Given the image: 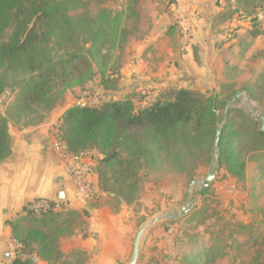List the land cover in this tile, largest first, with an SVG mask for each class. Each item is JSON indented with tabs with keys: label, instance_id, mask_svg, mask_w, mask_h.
<instances>
[{
	"label": "trees",
	"instance_id": "16d2710c",
	"mask_svg": "<svg viewBox=\"0 0 264 264\" xmlns=\"http://www.w3.org/2000/svg\"><path fill=\"white\" fill-rule=\"evenodd\" d=\"M263 1L234 0V10L257 25L256 14ZM81 2L0 0V72L4 71L0 76V92L8 71L24 76L6 110L7 115L19 119L34 103H44L51 109L57 103L56 96L62 97L61 92L82 87L94 77H99L103 90L116 85L114 75L128 40V28L124 25L126 14L123 10L100 7L92 15ZM138 2L130 0L129 8L136 9ZM10 27L11 33L4 37ZM258 31L254 29L252 35ZM193 60H199L196 49ZM54 87L58 89L55 93L51 92ZM234 92L235 89L219 98L217 94L206 95L198 88L178 87L171 90L168 99L155 98L140 106H135L128 96L109 99L100 106L73 104L58 119L61 138L71 153L85 149L98 152L101 157L95 171L99 189L130 202L138 190V171L144 164H154L164 155L173 165H183L195 149L211 155L214 134L222 121L216 111L221 112L224 102ZM228 110L229 114L232 110ZM239 112L243 116L239 127L247 122L256 127L252 131L251 154L244 160L242 150L232 145V139L240 133L231 129L232 122L226 114L215 170L224 167L232 177L242 181L247 161L257 160L264 151V132L245 112ZM1 122L0 161L10 152L6 119L2 118ZM206 191L203 188L200 193ZM62 209L65 210L37 216L26 213L8 222L13 238L22 245V252L33 254L47 264H58V258L64 255L58 247V238L65 228L71 232L74 218L86 215L84 210L67 206ZM200 236L199 233L189 236L188 243L195 252L185 253L181 264H210L206 258L218 250L217 245L201 242ZM74 252L83 254L81 250Z\"/></svg>",
	"mask_w": 264,
	"mask_h": 264
},
{
	"label": "rangeland",
	"instance_id": "374dc122",
	"mask_svg": "<svg viewBox=\"0 0 264 264\" xmlns=\"http://www.w3.org/2000/svg\"><path fill=\"white\" fill-rule=\"evenodd\" d=\"M81 4L88 8L92 15H95L100 7L123 10L126 14L124 25L128 28L127 43L132 38H141L147 34L153 24L152 16L149 13L150 9L153 8L160 13L171 5L177 8L176 0H139L135 4L136 9L133 8L134 10L129 8L130 0H82ZM230 6L231 3L226 0L224 9L212 17L213 28H216V33L222 36H226L229 32L226 28V21L236 13ZM233 6L236 7L235 3ZM261 10H264V1ZM175 11L174 9L171 13ZM193 13V15L185 16L191 17L183 27L178 17L171 21L178 28L182 44H190L192 51L197 50V46L193 43L194 36L192 33L190 34L189 21L198 19L196 13ZM237 15L242 16L243 14L237 12ZM163 23H160V26L166 28ZM11 31L12 27L8 28L4 37H7ZM173 32L168 35L172 36ZM173 43V40L170 39L168 52L165 50L159 52L162 64L168 61L175 65L179 60L178 55L183 54L184 51L181 50V47L177 53ZM182 44L180 46H183ZM226 57L227 52L222 51L221 65L218 64V69L212 71L211 79H208L204 84L207 85L205 88L204 85L199 87L194 82V86H190L189 82L184 83L182 72L176 64L174 66L176 76L174 78L176 79L172 81L173 83H168L167 86L160 84L161 87H157L158 91L154 97L151 95L153 92L151 85L138 91L132 90L126 96L136 101L135 106H140L155 98L168 99L171 90L178 87L198 88L206 95L217 94L219 98H224L234 89L235 91L240 90L247 98L237 100L229 108L232 111L227 113V117L232 122L231 129L240 133L232 139V145L242 150V157L247 160L253 145L252 131L256 127L249 122L239 127L243 119L239 111L245 112L241 106L243 107L247 102L257 113L264 112V52L251 54L244 60V63L239 62L236 66L227 65ZM123 59L124 53L118 60L119 68L122 66ZM3 73L4 71H1L0 76ZM161 76L163 78L164 73ZM5 77V86L0 92V126L1 120L4 118L6 119L5 128L8 123H12L14 126L36 125L44 121L53 108L65 101L67 103L64 104L94 106H100L107 101V98L103 96L106 90H103L102 93L97 91V84L100 83L99 77H94L92 81L82 87L77 86L63 92L59 91L62 97L56 96L57 103L51 109L44 103H34L30 105L29 111H24L18 119L17 116L7 115L6 110L15 98V93L19 91V84L24 76L20 72L8 71ZM118 77L119 70L114 75V79L117 80L116 85L108 90L119 91ZM162 78L159 80H164ZM56 90L58 91L54 87L51 92L55 93ZM120 95L116 99L122 98ZM148 95H150L148 100H143ZM138 101L140 102L138 103ZM217 114L222 117V111H218ZM85 150L91 153L93 158L99 156V153L93 149ZM191 154V158L186 160L183 165H173L164 155H160L154 164H144L138 171V190L130 202L123 198H116L100 189L93 191L94 198L97 197L92 206L99 204L108 207L113 213H118L121 216L122 224L129 229V253L124 261H117L113 264H126L130 260L133 241L140 227L159 214H174L185 201L190 181L201 179L206 175L211 155L208 156V153L201 149H195ZM247 162L245 179L242 181L236 180L224 167H221L215 170L212 181L205 187L207 189L205 193L201 194L200 191L203 189L198 190L197 185L193 186L191 188V199H194L193 207L182 215L184 217L160 220L144 234L137 264H181L185 253L195 252V248H192L188 243V238L191 234L197 233L201 235V242H205V244L215 242L217 245L218 250L210 255V258H206L210 264H255L256 262L264 264V151L257 160ZM86 214L82 215L83 217L74 218L70 226L71 232L65 228L64 233L58 238V247L64 253L58 258V264H98L95 255L97 247L94 245H91L86 251L67 247V241L71 237L82 236L85 238L87 235L90 237V232L87 230L91 229L84 217H89L91 214L88 211ZM96 234L94 231V236ZM190 248L192 249L190 250ZM74 250H81L83 254H75Z\"/></svg>",
	"mask_w": 264,
	"mask_h": 264
},
{
	"label": "crops",
	"instance_id": "0c3cea01",
	"mask_svg": "<svg viewBox=\"0 0 264 264\" xmlns=\"http://www.w3.org/2000/svg\"><path fill=\"white\" fill-rule=\"evenodd\" d=\"M176 2L177 8L171 5L160 13L153 8L150 9L153 24L147 34L141 38H132L124 47V59L119 68L117 84L119 91L106 90L103 94L104 98L116 99L120 94L123 98L132 90L138 91L150 85L153 91L151 95L154 97L158 91L157 87H161L162 84L167 86L176 79L174 78L176 64L182 72L184 83L189 82L190 86H194V82L202 87L208 79H211L212 71L218 69V64L221 65L222 51L227 52L226 64L235 66L239 62L244 63L251 54L264 52V10L257 11V25H253L249 17L238 16L236 12L226 21L229 32L226 36H222L216 33V28H213L212 17L224 9L226 0H176ZM228 2L234 9V0H228ZM174 9L176 11L171 13ZM193 12L198 19H190V34L194 36L193 43L197 46L198 62L193 60L191 45L182 44L178 28L171 22L178 17L183 26L191 17L185 16L193 15ZM160 23L165 24L166 28L161 27ZM171 27L174 30H171ZM254 29L259 30L256 35H252ZM171 32H173L172 36L168 35ZM170 39L173 40L177 53L180 47L184 51L183 54L178 55L179 60L175 65L168 61L162 64L159 53L161 50L168 52ZM181 44L183 46H180ZM162 73H164L163 78ZM161 78L165 80V83L164 80H159ZM205 87L207 85H204ZM97 88V91L102 93L100 83L97 84ZM149 97L150 95L143 100H148ZM132 101L135 104L136 101L134 99ZM64 103L67 102L57 105L44 121L36 125L14 126L8 123L6 127L10 152L0 161V264H28L27 260H30L31 264H45L35 255L36 260L32 261L29 255L33 254H26L17 247V241L13 238L8 223L24 217L25 203L40 197L61 199L64 206L78 211L84 210L86 213L88 211L91 214L89 217H84L91 229L87 230L90 232V237L89 235L85 238L71 237L67 241V247L86 251L94 245L97 247L95 255L98 264L124 261L129 253L130 233L129 229L122 224L121 216L111 212L108 207L99 204L92 206V203L96 201L95 194L89 197L78 195L58 152L53 148L51 127L58 121L64 110L73 105ZM99 157L101 156H96L93 160L94 191L99 190L95 171ZM153 226L145 230L141 240ZM94 231L97 233L96 236ZM138 258H140V248Z\"/></svg>",
	"mask_w": 264,
	"mask_h": 264
},
{
	"label": "built area",
	"instance_id": "2783aa9c",
	"mask_svg": "<svg viewBox=\"0 0 264 264\" xmlns=\"http://www.w3.org/2000/svg\"><path fill=\"white\" fill-rule=\"evenodd\" d=\"M51 135L53 137V148L58 152L63 162V167L68 176L71 178L77 194L82 197H89L94 191V185L92 181V176L94 173V158L90 155L91 153L86 150L80 151L78 153H71L67 151L66 144L61 138L58 121L52 125ZM63 206L64 205L61 199L40 197L30 199L28 202H26L24 205V211L25 213L37 216L50 211H59ZM17 247L21 249L22 245L17 242ZM29 258L32 261L36 260L34 255H29Z\"/></svg>",
	"mask_w": 264,
	"mask_h": 264
},
{
	"label": "water",
	"instance_id": "95a60500",
	"mask_svg": "<svg viewBox=\"0 0 264 264\" xmlns=\"http://www.w3.org/2000/svg\"><path fill=\"white\" fill-rule=\"evenodd\" d=\"M241 98H247V96L245 94H243L240 90H236L233 93V95H231L229 97V99H227L224 102V104L222 106V110H221L222 111V121H221V124L216 129L215 134H214V139H213V143H212L211 158L209 161V166H208L206 175L201 179L190 181L185 201L179 207V209L177 211H175L174 214H167V213L159 214V215L155 216L154 218H152L145 225L140 227V229L136 232V235H135V238L133 241L130 260L126 264H136L137 263V259H138V255H139V248H140V241H141V237H142L143 233L145 232V230H147L149 227L153 226L154 224H156L157 222H159L162 219L172 220V219L178 218V217L186 214L193 207V202H194V199L193 198L191 199V188L193 186L197 185L198 190H200V189L207 187L208 183L210 181H212L214 174H215L219 136H220L221 128H222V125L224 123V120H225V117L227 114V110L231 106H233V104L237 100H239ZM241 108L253 119V121H255L259 125L260 130L262 132H264V112L259 114L255 111L254 108H252L251 110H249L246 107H241ZM216 113H218V111H216Z\"/></svg>",
	"mask_w": 264,
	"mask_h": 264
},
{
	"label": "bare ground",
	"instance_id": "6f19581e",
	"mask_svg": "<svg viewBox=\"0 0 264 264\" xmlns=\"http://www.w3.org/2000/svg\"><path fill=\"white\" fill-rule=\"evenodd\" d=\"M242 107V106H241ZM243 107L248 108L249 110H251L253 107L249 106V104L246 102L245 105Z\"/></svg>",
	"mask_w": 264,
	"mask_h": 264
}]
</instances>
